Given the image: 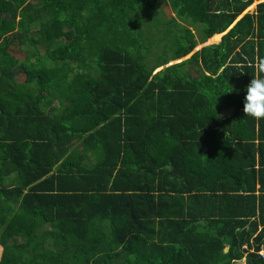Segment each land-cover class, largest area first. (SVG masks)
<instances>
[{"label":"trees","instance_id":"1","mask_svg":"<svg viewBox=\"0 0 264 264\" xmlns=\"http://www.w3.org/2000/svg\"><path fill=\"white\" fill-rule=\"evenodd\" d=\"M159 1L191 23L173 45L153 0H0V264H264L255 122L218 119L264 2Z\"/></svg>","mask_w":264,"mask_h":264},{"label":"crops","instance_id":"2","mask_svg":"<svg viewBox=\"0 0 264 264\" xmlns=\"http://www.w3.org/2000/svg\"><path fill=\"white\" fill-rule=\"evenodd\" d=\"M260 2H264V0H259L257 3ZM253 4V3H252ZM252 4H250L237 18L239 19L245 12H251L252 10H254L256 4L253 6L252 8ZM252 8V9H251ZM235 20V21H236ZM232 26V25H231ZM230 26V27H231ZM226 31L219 33V37L216 40H213L207 43L206 41H208L207 38L205 41L203 42H198L196 44L199 45L202 43V45L200 47H196L195 50L193 48V51L199 50L201 47L204 46H208L211 44H217L219 43L221 36L225 33ZM257 38H256V47H255V54H254V63H253V78L256 77L257 75H264V68L261 67L260 65V61L264 60V16L260 19L258 26H257ZM213 36V35H212ZM211 36V37H212ZM189 56L186 55L184 58H187ZM241 102V101H240ZM56 103V102H55ZM219 116V120L220 121H225V130L223 132V134H227L229 135L228 131H232L235 129H246L245 126L241 123L242 121L249 119L250 117L243 115L242 110H239L238 112L235 111V109H233L232 107H227L226 109L221 110V112L218 114ZM255 122V132H256V139L255 142L256 143H260V145H258V148H260L259 150V154L257 157V161L260 160V181L263 182L264 184V119H260V120H255L253 119ZM262 170V171H261ZM259 186V184L257 185V187Z\"/></svg>","mask_w":264,"mask_h":264},{"label":"rangeland","instance_id":"3","mask_svg":"<svg viewBox=\"0 0 264 264\" xmlns=\"http://www.w3.org/2000/svg\"><path fill=\"white\" fill-rule=\"evenodd\" d=\"M259 0H253V4H252V8L253 6L256 4V2H258ZM153 2L156 4L155 5V11L158 14L159 18L158 20H154L153 18V14H152V11H150L148 13V15H146V18H144L143 23L141 24V26H144V30L146 32H151V36H148L150 37L151 39L155 40L156 43L155 45L160 41V42H169L171 45H173L174 43L177 42V39H175V35H174V32L177 33L179 27L175 24V23H172V33H168L166 27H167V24H170L171 23V17L170 16H173L175 17V19L177 20V22H180V24L184 25V26H188L189 28H191V23L188 22V21H182L181 18H179L177 16V14L175 12H173V10L171 9V7L169 6V4L166 2V1H159V0H153ZM251 8V9H252ZM140 26V27H141ZM158 26V27H157ZM194 33L195 30H193ZM213 41V40H211ZM211 41H206L207 43ZM212 43V42H211ZM202 45L199 44L197 45L196 47H200ZM161 46L162 47H158L156 46V48L154 47L153 50H155L153 53H151V63L155 62L156 60H162V58H169L172 54V50L170 47H167L166 45H164L163 43H161ZM194 47V50L195 48ZM11 51H16V54L18 55V57L22 58L24 56V51H21L17 48L16 44H12L11 47H10ZM157 49H162L161 51H158ZM165 49V50H164ZM26 50V49H24ZM193 51V50H192ZM192 53V52H191ZM190 53V54H191ZM183 58H180V59H175V60H171L170 62H177L179 60H181ZM165 66V65H163ZM160 69V67L158 68ZM157 69V70H158ZM22 75L19 76V80L22 79ZM0 252H1V247H0ZM236 264H245L244 263V258H242L240 261H238Z\"/></svg>","mask_w":264,"mask_h":264},{"label":"clouds","instance_id":"4","mask_svg":"<svg viewBox=\"0 0 264 264\" xmlns=\"http://www.w3.org/2000/svg\"><path fill=\"white\" fill-rule=\"evenodd\" d=\"M259 63L264 68V60ZM241 110L252 119H264V75L251 78L243 87Z\"/></svg>","mask_w":264,"mask_h":264},{"label":"water","instance_id":"5","mask_svg":"<svg viewBox=\"0 0 264 264\" xmlns=\"http://www.w3.org/2000/svg\"><path fill=\"white\" fill-rule=\"evenodd\" d=\"M173 63H175V62H173ZM170 64H172V62H169V63H168V64H166V65H170ZM166 65H165V66H166ZM160 68H162V67H160ZM227 249H228V246H225V247H224V249H223V252H226V251H227Z\"/></svg>","mask_w":264,"mask_h":264},{"label":"built area","instance_id":"6","mask_svg":"<svg viewBox=\"0 0 264 264\" xmlns=\"http://www.w3.org/2000/svg\"><path fill=\"white\" fill-rule=\"evenodd\" d=\"M258 254H259L262 258H264V253H263L262 250H259V251H258Z\"/></svg>","mask_w":264,"mask_h":264}]
</instances>
